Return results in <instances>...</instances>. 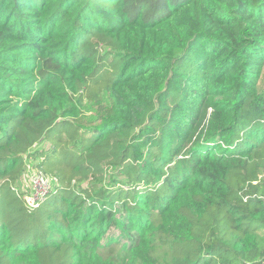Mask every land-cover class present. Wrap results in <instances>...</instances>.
Segmentation results:
<instances>
[{"label": "trees", "instance_id": "1", "mask_svg": "<svg viewBox=\"0 0 264 264\" xmlns=\"http://www.w3.org/2000/svg\"><path fill=\"white\" fill-rule=\"evenodd\" d=\"M0 264H264V0H0Z\"/></svg>", "mask_w": 264, "mask_h": 264}, {"label": "rangeland", "instance_id": "2", "mask_svg": "<svg viewBox=\"0 0 264 264\" xmlns=\"http://www.w3.org/2000/svg\"><path fill=\"white\" fill-rule=\"evenodd\" d=\"M102 112L103 111H100L98 114L101 115ZM180 155H182V153H180ZM37 161H38L37 157H33L30 155L25 156L22 171H21L19 177L15 181V185L17 186V188L19 190L23 191L24 196L26 198L28 196H30V194L32 193L33 190H35V187L33 185V177H35L40 172V170L35 165ZM40 173H42V172H40ZM46 177L48 179L49 188H50L54 179L50 176H46ZM95 182H97V184L99 186H107V185H109V183H112V182L115 183L116 186H123L124 185L123 183H121L119 181L115 182V180H112L110 176L106 180H103V181L95 180ZM4 249H6V247H4Z\"/></svg>", "mask_w": 264, "mask_h": 264}, {"label": "built area", "instance_id": "3", "mask_svg": "<svg viewBox=\"0 0 264 264\" xmlns=\"http://www.w3.org/2000/svg\"><path fill=\"white\" fill-rule=\"evenodd\" d=\"M41 172V171H40ZM37 174L33 177V185L35 190L32 191L30 196L26 198V201L30 204H36L39 200H41L49 191V183L46 175L43 173Z\"/></svg>", "mask_w": 264, "mask_h": 264}]
</instances>
